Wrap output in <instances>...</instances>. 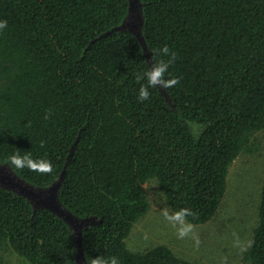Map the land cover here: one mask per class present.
<instances>
[{"label": "trees", "instance_id": "1", "mask_svg": "<svg viewBox=\"0 0 264 264\" xmlns=\"http://www.w3.org/2000/svg\"><path fill=\"white\" fill-rule=\"evenodd\" d=\"M148 59L128 29L130 0H0V162L19 152L50 160L48 175L14 170L48 186L66 169L61 200L77 217L90 260L199 264L158 245L129 248L157 180L173 211L205 224L221 208L230 168L264 131V0H140ZM177 54L164 94L140 102L136 74L151 50ZM152 62V63H151ZM142 83H146L143 81ZM46 110H51L45 120ZM41 141H45L43 146ZM74 147V149H73ZM248 256L264 264V183ZM11 249L30 264H79L73 228L49 209L0 187V264Z\"/></svg>", "mask_w": 264, "mask_h": 264}, {"label": "rangeland", "instance_id": "2", "mask_svg": "<svg viewBox=\"0 0 264 264\" xmlns=\"http://www.w3.org/2000/svg\"><path fill=\"white\" fill-rule=\"evenodd\" d=\"M255 142L254 150L243 152L231 165L228 191L215 217L205 224H193L201 241L199 248L191 238L178 239L176 230L164 221L161 209L166 206L173 210L155 179L145 184L151 205L135 223L127 239L129 248L145 251L166 245L177 255L199 264H253L248 250L258 222L264 183V131L255 135ZM236 237L244 245L250 242V247L241 251L234 246ZM2 256L3 264H30L9 248Z\"/></svg>", "mask_w": 264, "mask_h": 264}, {"label": "clouds", "instance_id": "3", "mask_svg": "<svg viewBox=\"0 0 264 264\" xmlns=\"http://www.w3.org/2000/svg\"><path fill=\"white\" fill-rule=\"evenodd\" d=\"M7 26L8 24L6 20H0V31L6 29ZM151 52L153 54V63L150 70L136 74V81L137 83H140L137 97L140 102L150 99V88H159L162 86L163 89H169L175 87L179 83L178 77L166 78V74L170 75V66L177 59L176 52L168 45H164L162 48L153 49ZM143 81H146V83H142ZM51 115V110H46L44 119H50ZM44 143L45 141H41L42 146ZM9 164L16 169L27 168L29 171L42 175H48L54 171L50 160L43 158L34 159L31 153L21 155L17 152L12 154L9 157ZM161 215L164 221L176 230L178 239L191 238L195 242V247L199 248L201 243L199 235L195 232L194 225L187 220L189 216H196L194 211L186 207L180 208L176 211H170L169 208L165 206L161 209ZM234 246L240 248L241 251H246L247 247H250V242L247 245H244L241 243L239 237H236ZM88 264H119V260L115 256L110 259L98 256L96 258H91L90 260L88 259Z\"/></svg>", "mask_w": 264, "mask_h": 264}, {"label": "water", "instance_id": "4", "mask_svg": "<svg viewBox=\"0 0 264 264\" xmlns=\"http://www.w3.org/2000/svg\"><path fill=\"white\" fill-rule=\"evenodd\" d=\"M143 26V5L140 3V0H130V9L127 17L120 25L114 27L104 35H107L114 30L128 29L132 31L141 40L147 57L151 60L149 46L143 35ZM161 90L164 94H166L162 86ZM65 174L66 169L62 172L60 178L52 184L48 186H38L24 180L8 162H0V187L13 190L27 197L32 202L36 210L40 208L49 209L65 219L66 222H68V224L73 228L76 235V242L78 245V263L88 264L84 251L83 231L87 226L96 223L97 220L94 216L79 218L64 205L60 194L65 180Z\"/></svg>", "mask_w": 264, "mask_h": 264}]
</instances>
